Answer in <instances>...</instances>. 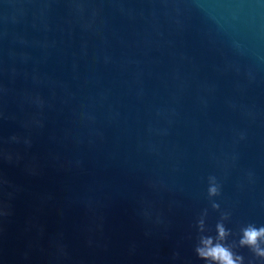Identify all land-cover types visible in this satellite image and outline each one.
<instances>
[{"label":"water","instance_id":"water-1","mask_svg":"<svg viewBox=\"0 0 264 264\" xmlns=\"http://www.w3.org/2000/svg\"><path fill=\"white\" fill-rule=\"evenodd\" d=\"M223 213L264 264V0H0V264H207Z\"/></svg>","mask_w":264,"mask_h":264},{"label":"clouds","instance_id":"clouds-1","mask_svg":"<svg viewBox=\"0 0 264 264\" xmlns=\"http://www.w3.org/2000/svg\"><path fill=\"white\" fill-rule=\"evenodd\" d=\"M243 139V134L241 135ZM13 139H18L13 137ZM27 142V141H26ZM208 196L214 198L221 195V184L215 176H210ZM212 207L216 210L220 209V204L213 202ZM207 210L198 222L199 231H206L205 219ZM229 219L228 213H223L221 221L216 224V236L201 235L199 243L195 248L198 257L207 262V264H245V258L237 254L234 248L236 243L229 244L228 238L232 235L231 231L226 228L224 221ZM238 246L248 248L258 258L264 260V226H256L248 224L241 229V235Z\"/></svg>","mask_w":264,"mask_h":264}]
</instances>
